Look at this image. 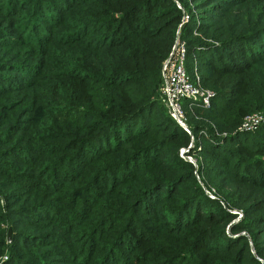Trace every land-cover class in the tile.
I'll return each instance as SVG.
<instances>
[{
	"label": "trees",
	"instance_id": "1",
	"mask_svg": "<svg viewBox=\"0 0 264 264\" xmlns=\"http://www.w3.org/2000/svg\"><path fill=\"white\" fill-rule=\"evenodd\" d=\"M7 15L25 28L0 44V209L21 243L0 217V264H54L57 246L78 264H264V123L239 129L264 108V0H0ZM177 37L214 93L190 133L150 99ZM191 134L197 167L178 154Z\"/></svg>",
	"mask_w": 264,
	"mask_h": 264
},
{
	"label": "built area",
	"instance_id": "2",
	"mask_svg": "<svg viewBox=\"0 0 264 264\" xmlns=\"http://www.w3.org/2000/svg\"><path fill=\"white\" fill-rule=\"evenodd\" d=\"M184 19L187 20L188 17L185 16ZM185 54V44L177 37L168 57L162 65L160 94L170 116L185 131L190 133L186 125V112L183 107V100L188 101V108L194 105L208 108L214 93L212 90L201 86L197 73L194 76H190L187 73L185 68ZM263 121L264 115L254 114L246 117L240 124L239 129L243 131H254Z\"/></svg>",
	"mask_w": 264,
	"mask_h": 264
},
{
	"label": "rangeland",
	"instance_id": "3",
	"mask_svg": "<svg viewBox=\"0 0 264 264\" xmlns=\"http://www.w3.org/2000/svg\"><path fill=\"white\" fill-rule=\"evenodd\" d=\"M0 20H1L0 21V25L4 24V26H1L0 27V44L3 43L4 41H11L13 43L18 42L19 38H18V33L17 32H19V30H24V28H25L21 24L22 22L19 23V21H17V20L14 21L12 18H10V15H7L4 18H0ZM40 26H41V28H44L45 30H47L49 28V26L48 25H45L44 23L41 24ZM190 36H191V34H188V37H190ZM34 38L35 39L45 38V36L44 35H41L38 32H35L34 33V37L32 39H34ZM13 45H15V44H13ZM27 47H29V46H27ZM30 59L37 60V59H39V56H35V58H30ZM195 73H197V72L194 71V73H193L192 76H194ZM12 74L13 75H17V77L19 79H21V77H27V79H31L30 77L24 76V75H22L20 73L12 72ZM197 76H198L199 82H200V77H199L198 73H197ZM134 86H135V88H137V90L144 91V89L141 88L139 85L134 84ZM31 91H32L31 89L30 90H25L26 95L29 96L31 94ZM158 91H160L159 86H157V90L150 95L151 102H155L156 101L158 103V108L160 107V110H163L164 113H167L165 107L163 106L164 102L162 101V99L160 98L161 102L158 101L159 100L158 99V96H157ZM160 97H161V95H160ZM26 108L27 107H24L22 109V111L25 110ZM192 108H193V106L191 108H189L190 109L189 111H186V125L188 124V126H189V121H190V124H193V118L194 117L197 120H202L203 122L206 121V119H204L203 116H201L200 114H197L196 111H192ZM259 109L260 108H255V109L249 110L247 112L248 114L246 113V115L243 117L242 122L244 121V119L246 117L252 116L254 114H262V115H264V113H263L264 112V108H262L260 110ZM27 115H29V114H27ZM145 117H146V121L149 118H150V120H152L151 119V117H152L151 114L143 115V118H145ZM262 123H264V121L261 122L260 125ZM263 133H264V131H263ZM198 137L200 138V141L203 140L199 135H198ZM190 139H191V143L189 144V146L184 147V148H180V150L178 151V154L181 157L187 159L188 161H191L194 164V166L197 167L198 162L196 160V156L193 155V154H189L188 153V151L193 147V144H194L193 143V141H194V135L191 134ZM198 160H200L199 157H198ZM211 165L212 164H209V167L210 168L213 167V165L212 166ZM196 170H197V168H196ZM195 175H196L197 179L200 180V176L198 175V173L196 171H195ZM217 179L218 178H216L215 181H217ZM212 194L213 193L211 192V196L213 197L214 195H212ZM1 202H3V201L1 200ZM231 210H232V212H235L237 214L236 219L240 218V216L243 215V212H242L241 209H231ZM5 212H6V209H4L3 206H2V209H0V217L3 218L4 222L1 224V228L5 230L6 237H7L6 238L7 239L6 240V243H7L8 242V239H10L12 237V227L10 225H8V221H9V219H11V220L16 219L18 216H16V215L4 216L5 215ZM64 219H66V218H64ZM67 221H69V220H67ZM57 225L58 226L56 228V232H58L59 233V236L64 241L67 242V244L69 245V249L72 250V252L74 253V257L75 256L78 257V258L82 257V255L80 254L82 250H80V248H79L80 245H79V242H78L79 239L81 238V236H79V233L70 232V230L69 231H65V229L62 228L60 224H57ZM75 227H76V229H80V230L84 229L81 226H78V224H75ZM40 231H43V230H40ZM8 234L10 236H8ZM241 234H244L245 236L248 237L249 244H250V246L252 248V252L254 253V246H253V243H252L251 236L247 232H244V231L241 232ZM10 241H14V243H16L17 246L21 243L20 240H18V239H13L12 240V238H11ZM57 247H58V250L62 252V254H61V256L58 255V254H56L55 256H53L52 259H55L56 260L55 261L56 264H78L77 262L74 261L73 258H70L69 256H67V253H65L64 250H62L61 246H57ZM254 254L256 255V253H254ZM6 257H7V250H6V248H4V251H3V253L0 256V259L2 258L0 261L2 262L4 259H6ZM94 258H96V256H94ZM91 264H95V262H93Z\"/></svg>",
	"mask_w": 264,
	"mask_h": 264
},
{
	"label": "water",
	"instance_id": "4",
	"mask_svg": "<svg viewBox=\"0 0 264 264\" xmlns=\"http://www.w3.org/2000/svg\"><path fill=\"white\" fill-rule=\"evenodd\" d=\"M8 236H10V235L8 234Z\"/></svg>",
	"mask_w": 264,
	"mask_h": 264
}]
</instances>
